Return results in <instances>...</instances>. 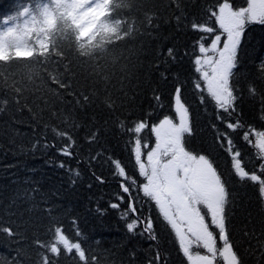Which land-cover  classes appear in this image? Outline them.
I'll use <instances>...</instances> for the list:
<instances>
[{"label":"trees","instance_id":"16d2710c","mask_svg":"<svg viewBox=\"0 0 264 264\" xmlns=\"http://www.w3.org/2000/svg\"><path fill=\"white\" fill-rule=\"evenodd\" d=\"M126 2L128 6L116 12L119 18L134 22L136 31L118 42V63H112L111 55L100 60L108 67L107 92L115 101L114 110L105 104L103 85L90 103L77 102L81 92L91 93L92 81L88 65L74 53L68 54L73 61L69 89L58 88L39 66L40 76L29 81L24 65L34 62L0 65V219L11 220L17 231L13 237L0 233V264H37L40 250L33 241L47 239L50 218L61 222L70 236L75 220L82 246L100 264H148L156 252L162 257L159 264H187L154 201L143 195L141 185L146 181L139 174L134 145L124 130L142 119L158 123L164 115L175 118L173 92L178 84L194 129L188 147L209 154L228 179L233 198L230 232L239 254L244 264H264V205L258 185L241 182L231 174L228 154L215 146L212 125L224 130L216 119L215 104L210 98L202 104L194 87L199 76L194 66L197 41L204 35L210 42L211 37L194 31L191 24L208 21L206 10L217 0ZM232 3L244 6L245 0ZM28 4L29 0H0V21ZM209 23L214 25V20ZM168 49L173 50V57L168 56ZM237 55L233 82L240 98L229 119H238L244 128L231 136L246 167L258 171L257 150L242 137L249 126L264 131V24L246 25ZM249 86L256 88L255 97L249 94ZM16 88L22 91L17 94ZM204 95L207 97L206 92ZM58 131L68 133L71 142ZM143 136L154 145L150 131L145 130ZM66 144H71V155L62 154ZM117 162L131 179L119 176ZM122 183L131 185L129 192L123 191ZM130 202L135 203L142 220L151 218L156 240L143 228L128 231L127 223L135 218L128 213ZM47 209H51V217ZM250 232L254 235H246ZM58 264L75 261L62 254Z\"/></svg>","mask_w":264,"mask_h":264},{"label":"snow or ice","instance_id":"6c2138e0","mask_svg":"<svg viewBox=\"0 0 264 264\" xmlns=\"http://www.w3.org/2000/svg\"><path fill=\"white\" fill-rule=\"evenodd\" d=\"M127 6L126 0L115 3L114 0H29L28 6H22L0 21V65L34 62L24 65L29 81L40 76L39 66L58 88L69 89L73 61L68 54L74 53L77 60L88 65V79L92 81L91 93L81 92L77 102L90 103L103 85L105 104L114 110L115 101L107 92L108 67L100 60L111 55L112 63H118L120 57L115 55L118 42L136 31L134 22L119 18L116 12ZM206 11L208 21L191 24L194 31L211 37L210 43L204 35L197 41L199 54L194 58V66L199 76L194 87L201 94L202 104L209 98L215 104L216 119L224 127L220 130L212 125L215 146L228 154L231 174L241 182L258 185L259 200L264 205V131L249 126L243 132L242 138L257 150L256 157L261 161L258 171L250 170L231 136V132L243 129L244 125L238 119L235 122L229 119L236 112L240 98L233 77L238 70L241 34L249 23L264 24V0H245V5L239 7L234 6L232 0H217L216 5ZM213 20L214 25L209 23ZM168 56L173 57L172 49H168ZM261 71L264 72V65ZM15 91L19 94L22 90L16 88ZM248 92L253 97L257 95L254 86H249ZM156 99L159 101L160 97ZM261 104L264 105V97ZM173 107L175 118L164 115L158 123L142 119L124 128L134 145L139 174L146 181L141 185L143 195L154 201L174 233L187 264H244L230 232L233 198L228 179L209 154H200L188 147V138L194 135V129L179 84L174 88ZM145 130L154 135V146L144 140ZM57 134L71 142L68 133L58 131ZM91 139H96L95 134ZM70 147L71 144H66L61 149L62 154L71 155ZM115 168L120 177L131 179L119 162ZM131 183L135 184V180ZM121 187L127 193L131 185L122 183ZM47 212L51 217V209ZM128 213L135 217L127 223L130 233L143 228L152 240L157 239L151 218L142 220L134 202L129 203ZM72 225L74 231L70 236L61 222L50 218L47 239L33 241L40 250L37 264H58L62 254L74 259L75 264H100L98 257L82 246L79 239L82 233L75 226V220ZM0 233L9 237L17 235L11 220L0 219ZM246 235H254V232ZM161 259L156 252L148 264H159Z\"/></svg>","mask_w":264,"mask_h":264},{"label":"rangeland","instance_id":"374dc122","mask_svg":"<svg viewBox=\"0 0 264 264\" xmlns=\"http://www.w3.org/2000/svg\"><path fill=\"white\" fill-rule=\"evenodd\" d=\"M155 144V143H154ZM154 146V145H153ZM145 162H146V156H145Z\"/></svg>","mask_w":264,"mask_h":264}]
</instances>
